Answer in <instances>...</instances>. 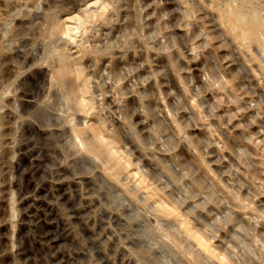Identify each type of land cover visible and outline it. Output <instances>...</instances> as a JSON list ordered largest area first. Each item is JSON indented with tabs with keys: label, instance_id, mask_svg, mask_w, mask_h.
Masks as SVG:
<instances>
[{
	"label": "rangeland",
	"instance_id": "374dc122",
	"mask_svg": "<svg viewBox=\"0 0 264 264\" xmlns=\"http://www.w3.org/2000/svg\"><path fill=\"white\" fill-rule=\"evenodd\" d=\"M0 264H264V0H0Z\"/></svg>",
	"mask_w": 264,
	"mask_h": 264
},
{
	"label": "bare ground",
	"instance_id": "6f19581e",
	"mask_svg": "<svg viewBox=\"0 0 264 264\" xmlns=\"http://www.w3.org/2000/svg\"><path fill=\"white\" fill-rule=\"evenodd\" d=\"M237 17V16H236ZM252 27V26H251ZM249 28V27H248ZM73 66V64L72 63H70L69 61L67 62L66 61V64L65 65H63V70L65 71V72H70L71 71V67ZM90 124V123H89ZM88 124V125H89ZM88 127V126H87ZM92 129V128H91ZM97 141H98V143L100 142V143H102L103 145H104V143L102 142L103 141V138H100L99 137V139H97ZM99 145V144H98ZM105 147V146H104ZM100 148V147H99ZM84 149H86V150H88V152H89V148H85L84 147ZM97 149V148H96ZM96 151V150H95ZM108 151V150H107ZM114 155V154H113ZM112 156V155H111ZM118 164H120V163H118ZM26 199V198H25ZM183 228H184V230H185V232L187 233V235L188 236H190V237H194V238H196L197 236H198V234L196 233V231L192 228V227H190L189 225H187L186 223L185 224H183ZM59 231V230H58ZM61 231H63V232H61V234H60V237H62V238H65L66 237V235H65V232H64V228H63V230H61ZM61 238V239H62ZM196 239H198V238H196ZM58 240V239H57ZM54 242V241H53ZM200 242H202V241H200ZM205 244V243H204ZM204 244H202V246L204 245ZM201 245V244H200ZM204 248V251H205V253H209L210 252V247L209 246H204L203 247Z\"/></svg>",
	"mask_w": 264,
	"mask_h": 264
}]
</instances>
